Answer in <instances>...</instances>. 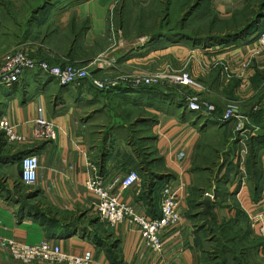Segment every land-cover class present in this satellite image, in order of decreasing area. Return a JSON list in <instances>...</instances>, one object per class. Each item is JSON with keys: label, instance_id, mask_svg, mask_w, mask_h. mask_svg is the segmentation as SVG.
<instances>
[{"label": "crops", "instance_id": "crops-1", "mask_svg": "<svg viewBox=\"0 0 264 264\" xmlns=\"http://www.w3.org/2000/svg\"><path fill=\"white\" fill-rule=\"evenodd\" d=\"M195 1L0 0V53L18 47L53 64L86 66L100 77H120L115 91L87 92V96L79 94L75 85L61 86L55 78L31 71L21 83L0 87V99L6 101L0 116L6 115L26 138L24 143L9 144L0 136V239L37 243L61 228L55 238L60 239L62 249L75 254L91 251L90 264H159L136 227L127 222L109 227L101 221L99 198L86 185L96 175L121 200L150 214L159 205L155 206L153 196L151 204L148 202L145 183L157 175L166 184H174L183 208L181 224L164 236L167 259L174 264L204 263L189 196L204 183L193 165L199 145L210 131L182 116L184 103L161 97L158 102L156 90L133 88L120 75L163 67L191 51L189 43L176 44L159 35L174 33L161 30V25L170 14L177 15V10L185 15ZM200 1L186 21L198 20V36L240 27L242 23L233 22L224 28V23L245 19L259 7L256 0ZM136 38L141 40L136 43ZM247 43L243 39L226 56L233 57L238 72L251 78V70H242L241 64L250 57L252 66L264 67V52L258 41ZM250 90L241 96H250ZM39 118L48 125H39ZM223 123L227 122L221 118L218 125ZM146 130L150 135H145ZM261 134L264 132L253 131L251 138ZM149 148L155 157L145 160ZM234 151L233 162L239 165L240 150ZM29 154L40 159L33 185L22 180L21 161ZM259 158L264 169V150ZM133 170L139 171L141 182L123 189L124 177ZM236 187L234 183L230 190ZM240 189L245 207L257 204L264 209V197L258 203L252 199L259 194L254 183L246 181ZM33 206L39 210L34 212ZM0 264L23 263L0 250Z\"/></svg>", "mask_w": 264, "mask_h": 264}, {"label": "rangeland", "instance_id": "rangeland-1", "mask_svg": "<svg viewBox=\"0 0 264 264\" xmlns=\"http://www.w3.org/2000/svg\"><path fill=\"white\" fill-rule=\"evenodd\" d=\"M256 1L260 2L261 0ZM178 7V9H180L181 6ZM254 15L255 13L253 12L245 19L225 22L224 28L231 26L233 22L247 23ZM182 16H184V14H182V9L177 10V15L170 14L168 21H165L163 26L161 25V30L168 29L173 32H185L191 36L197 37L198 35H195V33L198 31V20L192 21L191 23L186 22L183 26L181 24ZM236 30L237 29L233 28L231 31L229 30L227 32H236ZM263 30V28H261V30L259 29V32L256 34L254 31L247 32L235 43L217 41L209 42L207 45H201L194 44L189 40H182V43H189V48L191 49V51L186 52L182 58L177 57L173 62H166L162 65L163 67L156 68L151 66L149 69L143 71L120 74L130 80L139 74L148 75L156 71L168 70L169 72H189L196 80V85L194 87L185 89L174 87L166 80L160 82V84L155 83L153 85L134 88L149 87L151 90H156L154 91L156 93L155 95L162 99L167 98L168 94L175 95V97L184 100L182 103L185 104L187 110H189L187 108L189 102L188 98L198 97L201 103L199 111H195L194 113L191 112L192 110L189 112L186 111L185 116L188 120L194 121L200 128H205L204 130L210 131L209 134L202 139L193 165V169L200 170L203 175V180L201 181L204 183L201 186H197L196 189L193 188L191 196H189L190 212L195 213L191 220L195 224L197 239H199V245L205 256L203 264H264L263 240L251 230L246 218L236 213L233 207L235 205V197L229 196L226 190V187L230 190V187L234 183L237 185V190L244 177H246L245 179L248 182V173L252 172V169L250 170V167L248 165L246 166V160L245 172L241 171L240 164L238 165V169L231 168L230 165H235L233 162V151L237 149V140L243 139V142H239L238 145L240 146L237 150H246V155L248 156V142L251 138V133H253V131L257 134L264 132V120L262 119L260 122L256 119L257 116L264 115V67L259 68L256 65L252 66L254 61L252 58L250 59V57L243 61L241 69L246 71L250 69V74H252L251 78H248L243 72H238L236 67H233L232 76L229 77L224 68L225 65L228 64L232 66L235 65L233 57H227V54L231 53L233 49H236L237 46L243 42V39L248 41L247 44H250L251 41H258L264 33ZM140 40V38H136L134 42L137 43ZM171 42L176 43V41L173 40ZM260 48V50L264 52L261 46ZM10 52H26V54L32 55L30 50L17 47L10 51L0 53V59ZM162 60L163 59H161V61ZM199 60H202V65L199 63ZM48 62L51 63L50 61ZM87 68L90 70L89 67ZM243 80H248L250 83V96H241L246 95L242 94L240 90V85ZM74 85L79 94L85 92L86 96L87 92L108 93L110 91H115L111 89L107 92L98 89L91 84L89 80H83ZM128 85L132 87L131 82H128ZM1 87L7 88L6 86ZM162 99L159 98L157 101L159 102ZM205 102L213 105L215 107L214 111L210 113L209 109H205V105L203 104ZM5 104L6 101L0 99V109L3 108ZM232 108L237 110L238 117L227 120L225 121L227 123H223L219 126L216 122V116L218 115L222 118L227 111ZM214 112H217V114L214 115ZM145 115L149 114L147 113ZM177 115L179 114L177 113ZM243 130L244 133L241 134ZM144 132H146L145 135H150L147 130ZM142 134L143 132L140 133V135ZM3 138L7 141L5 136H3ZM8 143L10 144V142ZM147 150L148 153L147 155L145 154L146 157L144 153L142 154L145 160H149L150 156L155 157L153 148ZM144 165L147 166L146 161ZM232 179H234V181ZM232 192L234 193L235 190L231 191V193ZM206 196L210 198L206 199ZM25 198L26 196L22 199L25 200ZM230 210L234 212L232 211L231 213ZM245 237H247L246 242L243 240ZM259 249L262 250V255H259Z\"/></svg>", "mask_w": 264, "mask_h": 264}, {"label": "built area", "instance_id": "built-area-1", "mask_svg": "<svg viewBox=\"0 0 264 264\" xmlns=\"http://www.w3.org/2000/svg\"><path fill=\"white\" fill-rule=\"evenodd\" d=\"M259 46L264 50V33L258 40ZM202 65V60H199ZM225 71L229 77L232 76L233 66L225 65ZM43 73L55 78L60 85H74L83 80H89L91 84L101 90H111L120 86V77L110 79L108 77H98L87 67L79 65L63 64L53 65L46 60L32 57L26 52H10L0 59V87H12L21 83L26 72ZM168 81L174 87L185 89L196 85V80L189 72H175L168 70L156 71L152 74H139L130 79L132 87L153 85L155 83ZM242 94L250 90L248 80H243L240 85ZM187 108L192 111H199L201 103L198 97L188 98ZM205 109L210 113L215 107L209 103H203ZM237 110L232 108L222 117L223 121L238 117ZM37 123L41 126L48 125L47 121L39 118ZM244 133V130L241 134ZM5 136L6 140L13 144H21L26 138L16 131L15 125L6 116H0V136ZM243 142V139H241ZM246 150L240 151V169L245 172ZM22 180L28 185H33L38 180L40 159L36 154H29L22 158ZM96 171L95 166H92ZM246 177L242 179L241 186L245 185ZM141 182L139 171L129 172L122 181V188L127 189ZM87 188L99 198L97 208L101 221L109 227L123 224L125 222L133 225L141 233L146 246L151 251L159 264H174L171 259L166 257L165 233L178 227L183 218L182 200L178 195L174 184H166L161 191L160 209L161 215L153 217L150 214L140 211L132 203L120 199L119 195L109 191L104 181L92 176L86 183ZM241 189L237 192L238 200L242 208L247 212L252 230L264 239V209H260L257 204L245 207L240 199ZM264 197V189H263ZM258 203V202H256ZM0 250L7 252L11 257L23 264L35 262H45L48 264H90L92 262V252L86 251L82 254H75L64 251L58 238H44L37 243H27L19 241L14 237L0 239Z\"/></svg>", "mask_w": 264, "mask_h": 264}, {"label": "trees", "instance_id": "trees-1", "mask_svg": "<svg viewBox=\"0 0 264 264\" xmlns=\"http://www.w3.org/2000/svg\"><path fill=\"white\" fill-rule=\"evenodd\" d=\"M200 0H196L195 3L193 5H190L188 11L186 12V14L184 15V18L182 17V25L184 26L187 21V19L192 16L193 12L200 6ZM253 12L255 13V15L251 18V20H249L247 23H243L240 24V27H236L234 29H237L236 32H226L224 34H217V35H208V36H201V37H196V36H191L187 33L184 32H178L175 31L174 33H170V34H160L159 38H165L168 40H173L176 42H181L189 40L194 44H201V45H207L209 42H217V41H222L224 42H236L238 40L241 39V37H243V35L247 32L250 31H254L255 34L257 32H259V29L261 30V28L264 29V0H261L259 2V7L257 10H253ZM252 12V13H253ZM172 24V23H171ZM243 25V26H241ZM231 31V30H230ZM264 31V30H263ZM157 37V36H156ZM224 40V41H223ZM49 76V75H46ZM52 77V76H49ZM14 86V85H13ZM143 89H149V87H142ZM167 99H172L175 100L174 102H184L183 99L179 98V97H175V95H171L168 94ZM173 102V101H170ZM181 108V107H180ZM187 109H185L184 113L182 114V116H184L186 114ZM188 112V111H187ZM195 112V111H193ZM217 114V112H214V115ZM263 115L257 116L256 119L257 121H262ZM216 122H220L221 121V116H216ZM239 140L236 141V143H238ZM248 146H249V153L246 159V166L248 165L250 167V170L252 169V172L248 173L249 177H248V182H252L255 184V186L257 187V189L259 190V194H254L252 195V199L254 202H259L262 198H263V189H264V169L262 168L261 161L259 160V155L260 152L264 150V134L259 135L257 138H250L249 142H248ZM231 168L234 169H238L239 166L238 165H230ZM148 168V165L144 166V169L146 170ZM143 169V170H144ZM164 177L163 176H155V178H153L151 176V178L149 179L148 183H145V194L147 195V199H150L152 196L154 198V204L155 206L159 205L158 208H156L153 211H149L150 215L153 217H159L161 215V209H160V202H161V191L163 189V187L166 185V183L164 182ZM234 181V179H232ZM230 180V181H232ZM228 181V182H230ZM227 184V183H226ZM240 187V185H239ZM238 187V188H239ZM237 188V190H235V192L231 193V191L229 190L228 187H226L227 193H229V196H233L235 197L234 199V203L235 205L233 206L236 210V213H239L240 215L244 216L246 218V220L248 221L249 227L252 230L251 227V223H250V219L249 216L247 214V212L242 208L238 197H237V192L239 191ZM151 200H148V202L151 204ZM33 211L37 212L39 209L38 207L33 206ZM39 214V213H38ZM195 213L193 214L194 217ZM75 229H76V225ZM78 226V224H77ZM59 229L61 228H57L56 231H52L49 233L48 237L49 238H55L56 234L58 233ZM74 229V230H75ZM253 231V230H252ZM247 237L243 238V240L246 242ZM263 240L264 243V239L261 238ZM197 245H199V239H197ZM249 241V240H248Z\"/></svg>", "mask_w": 264, "mask_h": 264}, {"label": "water", "instance_id": "water-1", "mask_svg": "<svg viewBox=\"0 0 264 264\" xmlns=\"http://www.w3.org/2000/svg\"><path fill=\"white\" fill-rule=\"evenodd\" d=\"M210 197L209 196H206V199H209Z\"/></svg>", "mask_w": 264, "mask_h": 264}]
</instances>
